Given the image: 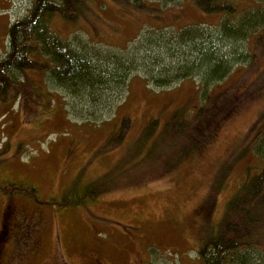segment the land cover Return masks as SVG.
<instances>
[{"label":"rangeland","instance_id":"obj_1","mask_svg":"<svg viewBox=\"0 0 264 264\" xmlns=\"http://www.w3.org/2000/svg\"><path fill=\"white\" fill-rule=\"evenodd\" d=\"M141 1L143 8L135 0H80L75 17L56 13L50 23L72 44L88 43L91 54L100 49L134 55L138 67L127 89L114 86L94 102L41 68L18 71L4 93L0 88V183L39 189L36 197L0 192V244L10 206L20 219L42 220V247L28 264H202L198 247L215 235L248 173L264 168L253 148L264 132L261 27L227 47L252 53L213 87L225 106L236 104L215 135L201 151L183 153L172 169L163 158L151 159L166 142L158 133L171 116L202 103V85L198 75L154 85L142 66L153 49L149 40H179L177 30L187 27H201L205 39L218 36L223 13L205 12L194 0ZM224 1L241 13L236 22L264 4ZM31 2L1 6L0 59L9 49L10 25L27 14Z\"/></svg>","mask_w":264,"mask_h":264},{"label":"trees","instance_id":"obj_2","mask_svg":"<svg viewBox=\"0 0 264 264\" xmlns=\"http://www.w3.org/2000/svg\"><path fill=\"white\" fill-rule=\"evenodd\" d=\"M194 1L205 12L223 13L215 26L218 27V36L214 33L205 39L201 27H187L177 30L179 40H169L168 43L149 40L153 49L145 54L142 65L150 75L147 78L159 87L191 76L201 77L202 103L194 110L190 107L177 110L158 133V137H165L166 142L161 152L151 159L163 158L171 169L183 153L201 151L215 135L221 120L236 108V104L225 106L215 98L213 87L240 63L250 60L252 51L239 53L236 47L231 52L227 48L229 43L235 45L252 30L264 28V4L244 12L236 22L234 18L241 13L233 3ZM135 2L136 6L145 7L141 0ZM79 5L80 0H32L27 14L8 29L9 49L0 60L1 92L4 93L8 84L16 81V72L31 68H41L64 88H70L80 97L88 96L94 102L103 101L114 86L127 89L130 74L138 67L134 55L130 56V52L104 54L96 48H92L96 51L91 54L88 43L79 41L76 46L52 31L50 23L56 13L67 17L79 9ZM128 48L130 46L125 49ZM36 55L42 60L32 58ZM188 111L191 114L184 119ZM154 128L155 124L151 125V135ZM157 141L156 137L151 147L153 151ZM253 148L264 159V132L257 136ZM0 192L29 197H36L35 193L39 195L35 185L13 181L0 183ZM197 251L202 264H264V168L248 173L229 201L215 235Z\"/></svg>","mask_w":264,"mask_h":264},{"label":"flooded vegetation","instance_id":"obj_3","mask_svg":"<svg viewBox=\"0 0 264 264\" xmlns=\"http://www.w3.org/2000/svg\"><path fill=\"white\" fill-rule=\"evenodd\" d=\"M7 1L0 0V8ZM7 209L8 220L0 244V264H28L42 247V220L39 223L28 222L18 218L15 208L10 206Z\"/></svg>","mask_w":264,"mask_h":264}]
</instances>
